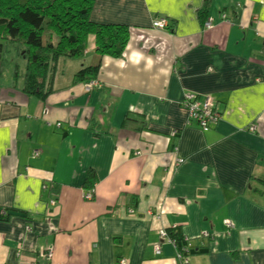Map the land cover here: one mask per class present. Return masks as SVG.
Wrapping results in <instances>:
<instances>
[{
	"label": "crops",
	"instance_id": "obj_1",
	"mask_svg": "<svg viewBox=\"0 0 264 264\" xmlns=\"http://www.w3.org/2000/svg\"><path fill=\"white\" fill-rule=\"evenodd\" d=\"M93 1L129 39L110 58L90 38L88 97L63 70L50 101L22 74L0 86V264H184L158 239L173 227L204 249L187 264H264V0ZM187 93L215 101L208 131Z\"/></svg>",
	"mask_w": 264,
	"mask_h": 264
},
{
	"label": "trees",
	"instance_id": "obj_2",
	"mask_svg": "<svg viewBox=\"0 0 264 264\" xmlns=\"http://www.w3.org/2000/svg\"><path fill=\"white\" fill-rule=\"evenodd\" d=\"M93 4V0H0V42L20 46L23 50L20 54L23 70L19 74L15 70L13 76L15 81L22 74L25 96L43 101L52 94L60 59L85 56L87 39H93L94 53L100 57L121 56L129 39L128 28L91 22L89 12ZM206 12L204 9L203 14ZM3 50L4 46L0 44V62H3ZM97 69L98 66L81 69L73 76L72 83H97L94 80ZM61 126L56 123L55 128ZM38 154L35 152L34 156ZM9 215L6 209H0L1 220H7ZM165 231L183 258L204 252L202 248L195 251L177 227Z\"/></svg>",
	"mask_w": 264,
	"mask_h": 264
},
{
	"label": "built area",
	"instance_id": "obj_3",
	"mask_svg": "<svg viewBox=\"0 0 264 264\" xmlns=\"http://www.w3.org/2000/svg\"><path fill=\"white\" fill-rule=\"evenodd\" d=\"M151 26L153 29H156L161 32H168V24L165 19H154L151 22ZM206 29L210 28L209 22L205 24ZM98 84L96 82H91L87 84L83 91L81 92H90L94 87H97ZM183 106L186 108L189 116V120L196 122V124L199 126V128L206 132L209 130L210 125H214L219 119H220V113L216 110L215 103L211 97H203L202 99H198V96L192 93H187L183 97ZM250 130H253V127H250ZM172 136L176 135V131H172ZM46 186H43V189H45ZM86 199H91V194L85 195ZM50 205H54V200L50 201ZM132 214V211L129 212ZM224 224L228 227L230 222L225 221ZM207 236V235H205ZM158 239L159 242L162 240L168 241L170 244L174 245L173 247L176 249V244L174 241L170 240L167 236V233L165 230H160L158 232ZM155 252L158 253L160 250L159 245H155ZM52 252L49 250L47 252V257H51ZM176 258L179 262L187 264V259L183 258L182 255L176 250ZM119 264H126L124 259H121L119 261Z\"/></svg>",
	"mask_w": 264,
	"mask_h": 264
},
{
	"label": "rangeland",
	"instance_id": "obj_4",
	"mask_svg": "<svg viewBox=\"0 0 264 264\" xmlns=\"http://www.w3.org/2000/svg\"><path fill=\"white\" fill-rule=\"evenodd\" d=\"M90 41V39H87V43ZM0 44L2 46H4V50H3V63L4 66L2 68V73L0 74V86H3L5 84H7V82H15L14 81V72L15 70H19L20 72H22L24 64L23 61L21 59V52H23L22 48L20 46L16 47L13 44H8L5 42H0ZM65 60L67 61V65H63L62 61ZM72 63V64H71ZM89 65L88 63V56H83L79 59H66V58H61L60 62H59V67L57 68V83L55 84V88L56 87H60V86H67L68 83L66 82L65 78L67 80H69L71 78L72 75H74L75 73H77V71H80L83 68H86ZM17 67V68H16ZM16 68V69H15ZM63 70V76L65 77L64 79H62L61 76V72ZM10 71V72H9ZM86 86V84L81 83L77 85V89H79L80 91H83V88ZM93 91V89L88 92L87 94H85L83 92V94L87 95V97L89 96V94ZM65 91L61 92H54V94L52 96H48L46 99L47 101H50L51 98H57L58 96H60V94H63ZM103 110L104 108L101 109V107L97 108V112L98 114H103ZM104 118V117H103ZM90 123L93 124V121H90ZM175 131V130H174Z\"/></svg>",
	"mask_w": 264,
	"mask_h": 264
}]
</instances>
